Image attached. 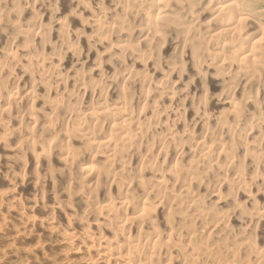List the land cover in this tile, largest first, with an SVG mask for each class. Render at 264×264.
Returning <instances> with one entry per match:
<instances>
[{"label": "clouds", "instance_id": "clouds-1", "mask_svg": "<svg viewBox=\"0 0 264 264\" xmlns=\"http://www.w3.org/2000/svg\"><path fill=\"white\" fill-rule=\"evenodd\" d=\"M0 264H264V0H0Z\"/></svg>", "mask_w": 264, "mask_h": 264}, {"label": "bare ground", "instance_id": "bare-ground-1", "mask_svg": "<svg viewBox=\"0 0 264 264\" xmlns=\"http://www.w3.org/2000/svg\"><path fill=\"white\" fill-rule=\"evenodd\" d=\"M13 215H15V213H14ZM38 255H40V253H38ZM74 255L79 256L80 253H76V254H74Z\"/></svg>", "mask_w": 264, "mask_h": 264}]
</instances>
